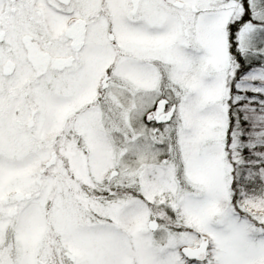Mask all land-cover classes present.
I'll list each match as a JSON object with an SVG mask.
<instances>
[{
  "label": "snow or ice",
  "instance_id": "obj_1",
  "mask_svg": "<svg viewBox=\"0 0 264 264\" xmlns=\"http://www.w3.org/2000/svg\"><path fill=\"white\" fill-rule=\"evenodd\" d=\"M0 264H264V0H0Z\"/></svg>",
  "mask_w": 264,
  "mask_h": 264
}]
</instances>
